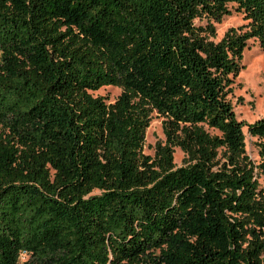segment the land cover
I'll return each mask as SVG.
<instances>
[{
    "label": "trees",
    "instance_id": "obj_1",
    "mask_svg": "<svg viewBox=\"0 0 264 264\" xmlns=\"http://www.w3.org/2000/svg\"><path fill=\"white\" fill-rule=\"evenodd\" d=\"M249 39L264 0H0V264H264V116L231 99Z\"/></svg>",
    "mask_w": 264,
    "mask_h": 264
},
{
    "label": "rangeland",
    "instance_id": "obj_2",
    "mask_svg": "<svg viewBox=\"0 0 264 264\" xmlns=\"http://www.w3.org/2000/svg\"><path fill=\"white\" fill-rule=\"evenodd\" d=\"M232 13L223 17L220 22H215L214 41L220 40L226 30L230 27H238L245 24L243 15L234 10L231 5ZM196 24L204 25L205 19L195 20ZM241 64L243 68L234 79L233 92L231 95L232 104L236 117L244 122H252L255 119L264 116V51L259 47L257 40L249 39L243 50ZM120 93V88L116 86H103L92 92L93 95H100L106 102H113ZM246 152L249 157L258 162L259 156L255 147V138L249 136L246 128L243 127ZM164 139L161 118L155 112L151 114L149 126L145 131V143L143 151L145 154L153 155L154 145L157 141ZM182 152L176 148L173 154V161L176 167L182 164ZM258 182L264 188V172L259 173ZM98 193V191L93 192ZM27 258L26 255L20 256V261Z\"/></svg>",
    "mask_w": 264,
    "mask_h": 264
}]
</instances>
